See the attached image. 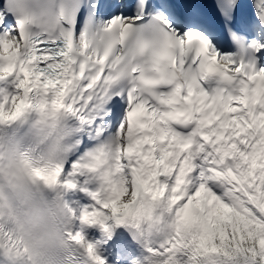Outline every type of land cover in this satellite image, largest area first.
Here are the masks:
<instances>
[{"label": "snow or ice", "instance_id": "6c2138e0", "mask_svg": "<svg viewBox=\"0 0 264 264\" xmlns=\"http://www.w3.org/2000/svg\"><path fill=\"white\" fill-rule=\"evenodd\" d=\"M121 227L131 264H264V0H0V264Z\"/></svg>", "mask_w": 264, "mask_h": 264}, {"label": "bare ground", "instance_id": "6f19581e", "mask_svg": "<svg viewBox=\"0 0 264 264\" xmlns=\"http://www.w3.org/2000/svg\"><path fill=\"white\" fill-rule=\"evenodd\" d=\"M76 195H77L78 197H80V196H82V195L84 196V194H82V193H77ZM84 197H85V196H84ZM125 248L127 249L128 246L126 245ZM128 249H129V248H128ZM104 254L106 255L107 253L104 252Z\"/></svg>", "mask_w": 264, "mask_h": 264}]
</instances>
